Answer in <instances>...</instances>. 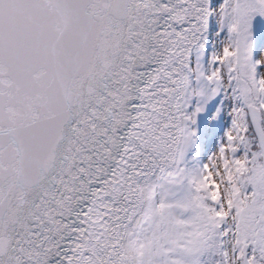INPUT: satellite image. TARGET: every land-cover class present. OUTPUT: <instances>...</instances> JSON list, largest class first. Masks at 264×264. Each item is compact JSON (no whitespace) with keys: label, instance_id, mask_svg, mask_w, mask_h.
I'll use <instances>...</instances> for the list:
<instances>
[{"label":"snow or ice","instance_id":"snow-or-ice-1","mask_svg":"<svg viewBox=\"0 0 264 264\" xmlns=\"http://www.w3.org/2000/svg\"><path fill=\"white\" fill-rule=\"evenodd\" d=\"M0 264H264V0H0Z\"/></svg>","mask_w":264,"mask_h":264},{"label":"rangeland","instance_id":"rangeland-1","mask_svg":"<svg viewBox=\"0 0 264 264\" xmlns=\"http://www.w3.org/2000/svg\"><path fill=\"white\" fill-rule=\"evenodd\" d=\"M207 119H208V117L206 115H203V114L201 115L200 120H201V125L202 126L206 125Z\"/></svg>","mask_w":264,"mask_h":264}]
</instances>
